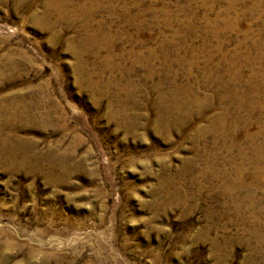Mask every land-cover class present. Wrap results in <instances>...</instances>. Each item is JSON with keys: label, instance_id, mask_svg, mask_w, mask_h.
<instances>
[{"label": "rangeland", "instance_id": "374dc122", "mask_svg": "<svg viewBox=\"0 0 264 264\" xmlns=\"http://www.w3.org/2000/svg\"><path fill=\"white\" fill-rule=\"evenodd\" d=\"M264 0H0V264H264Z\"/></svg>", "mask_w": 264, "mask_h": 264}, {"label": "bare ground", "instance_id": "6f19581e", "mask_svg": "<svg viewBox=\"0 0 264 264\" xmlns=\"http://www.w3.org/2000/svg\"><path fill=\"white\" fill-rule=\"evenodd\" d=\"M262 158H264V156H262Z\"/></svg>", "mask_w": 264, "mask_h": 264}]
</instances>
